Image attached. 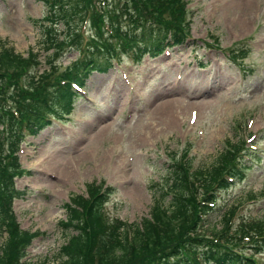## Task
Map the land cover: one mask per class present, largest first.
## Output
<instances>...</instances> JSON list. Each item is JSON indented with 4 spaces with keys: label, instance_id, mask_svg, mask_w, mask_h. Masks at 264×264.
Masks as SVG:
<instances>
[{
    "label": "rangeland",
    "instance_id": "obj_1",
    "mask_svg": "<svg viewBox=\"0 0 264 264\" xmlns=\"http://www.w3.org/2000/svg\"><path fill=\"white\" fill-rule=\"evenodd\" d=\"M187 1L192 34L184 46L171 48L155 59L146 55L132 61L120 54V62L110 71L94 72L87 82L86 97L72 98L69 112L60 111L67 124L54 119L53 125L35 137H27L22 144L21 163L31 173L16 179L21 197L15 201L14 210L23 230L41 235L28 250L31 264L56 263L69 235L61 227L67 218L65 206L75 196L85 200L90 185H99V190L115 188L116 195L107 205L110 217L138 226L152 216L155 205L161 202L167 207L171 201V195L164 200L162 190L171 162L187 161L195 174L210 171L229 146L238 150L233 157L236 165L242 164L240 174L245 180L221 193L217 208L207 216L205 229L214 227L221 233L222 218L233 208L237 215L229 225L231 229L241 226L244 219L264 220V0ZM107 2L111 5L117 0ZM45 7L43 0H0V39L25 57L33 50L41 62L35 71L41 72L48 67L47 51L42 47L43 32L35 21L46 15ZM249 7L254 9L252 23ZM92 11L97 13L94 7ZM83 18L81 11L77 19L70 20V28L80 27ZM96 23L85 26L91 38L114 40L107 33L98 35ZM118 23L128 32L137 31L123 13ZM55 28L59 29L54 34L59 39L68 32L62 24ZM96 43L82 42L90 49ZM78 57L77 51H65L58 62L59 72ZM152 69V74L145 77ZM183 70L194 76L192 87L182 82ZM214 74L225 80L204 93ZM170 83L175 89L165 94L163 87ZM160 87L165 95H160ZM119 93L121 98L115 104ZM166 100L170 101L164 104ZM167 104H187L188 108L175 120L162 113L160 123L155 113ZM102 116H109L103 124L110 128L98 138V119ZM148 124L155 129H146ZM140 129H146L143 134L150 136L147 145L136 140ZM103 154H110L108 161L101 159ZM121 161L125 166L121 167ZM49 163L53 167L70 166L73 177L62 180L58 171L50 170ZM192 172L188 173L190 178ZM258 259L264 264V255Z\"/></svg>",
    "mask_w": 264,
    "mask_h": 264
},
{
    "label": "trees",
    "instance_id": "obj_2",
    "mask_svg": "<svg viewBox=\"0 0 264 264\" xmlns=\"http://www.w3.org/2000/svg\"><path fill=\"white\" fill-rule=\"evenodd\" d=\"M43 2L46 15L36 20L35 25L43 32L42 47L47 51V69L35 71L41 62L33 50L25 57L0 39V264H30L25 259L36 237L35 233L20 228L12 208L18 195L14 177L21 172L16 152L24 131L34 134V127L42 130L48 126L54 107L56 112L61 109L69 112L72 98L77 96L71 85H85L94 71L107 72L110 68L102 57L105 54H99L103 48H98L99 52L95 47L88 52L82 51L78 25L73 30L70 28V20L77 19L81 11L86 12L90 7L89 0ZM123 2L132 26L138 27L140 33L137 38L122 37L117 31L120 28L113 27L117 36L116 40L109 41L113 49L111 46L108 49L113 54L117 51L114 49L117 42L118 48L131 49L141 42L145 46L144 52L152 54L164 50L170 38L171 45L185 42L191 24L184 0ZM150 18L154 21L148 22ZM139 20L141 25L137 24ZM60 24L68 30L61 39L54 35L59 31L55 27ZM97 27L102 32L101 21ZM69 49L83 54L59 72V59ZM237 151L229 146L213 169L201 170L198 174L193 172L192 179L187 176L190 163L171 165L167 188L174 197L167 207L161 202L155 205L151 213L153 219L146 218L141 225L134 227L132 237H128L122 223V227L110 231L103 219V205L111 191L102 192L99 185H90L88 199L75 196L65 206L67 218L61 227L69 235L54 264H258L256 256L264 253V220H244L241 226L232 230L229 225L236 211L233 208L222 218L221 233L214 227L205 229L207 219L204 216H210L217 208L218 194L229 190L244 176L235 165L233 155ZM225 174H230L231 178L227 179ZM203 183L206 184L202 186L204 189L198 190L200 199H191L189 192L196 193V186ZM109 232H112L109 238L103 237ZM96 247L103 249V253Z\"/></svg>",
    "mask_w": 264,
    "mask_h": 264
},
{
    "label": "bare ground",
    "instance_id": "obj_3",
    "mask_svg": "<svg viewBox=\"0 0 264 264\" xmlns=\"http://www.w3.org/2000/svg\"><path fill=\"white\" fill-rule=\"evenodd\" d=\"M248 19H249V23H252V18H251V15L253 14V11H254V9L253 8H251V7H249L248 9ZM233 22H235V25L236 26H239V24H238V22L236 21V20H233ZM171 69H174V66L172 65V67H171ZM152 71H153V69L152 70H150L146 75H145V77H149V75L150 74H152ZM170 73H171V71H170ZM189 74H191L190 72L188 73V72H186L185 70H183L182 72H181V77L183 78L182 79V82L184 83H186L187 84V86H189V87H192V83L190 82V80L192 81V79H194V76L193 75H189ZM188 76V77H185V76ZM214 76H216V77H214V78H212L211 79V82L209 81L208 82V85H207V87L205 88V90H204V93H210L211 92V85H213V84H215V83H219V82H222L223 80H225V79H223V77L222 76H220V75H218V74H214ZM166 77H167V81H169L170 80V77H171V74H167L166 75ZM186 78V79H185ZM224 78H227V77H224ZM182 83V84H183ZM172 85V83H170L169 85H167V86H164L163 87V91L165 90V94H167V93H169V91H171V92H173L174 91V89L172 90V88L170 87ZM123 86H125V84L123 85ZM161 88L162 87H160L158 90H159V92H160V95L162 96V95H165V94H163L162 93V90H161ZM167 92V93H166ZM122 93V92H121ZM154 93H155V95H156V91H154ZM123 97V96H122ZM197 96L195 95V96H193V98H196ZM121 98V94L119 93L118 95H117V97H116V99H115V104H118V102H119V99ZM168 101H170V100H166L165 102H164V104L165 103H167ZM188 108V105L187 104H181V105H165L164 106V108H163V111H161V110H159L158 109V111H157V109H156V116L158 117L157 119L159 120V122L160 123H162L163 122V115H162V113H164L165 115H167V116H169L170 118H171V120L173 119V120H175V119H177V118H179L180 116H183V115H185V112H186V109ZM109 116H102V117H100L99 119H98V121H99V135L97 134V137L99 138V137H102L106 132H107V130L110 128V126H109V124H106V122L103 124V122L105 121V119H107ZM170 118H167V119H170ZM102 124H101V123ZM146 129H155V128H153L152 126H151V124H148L147 126H144ZM146 129H140V130H138V132H137V136H136V140L137 141H140V143H141V145H143L144 146V144L145 145H147L148 143H149V139H150V136L149 135H146V134H143V132L146 130ZM152 134V132H150V135ZM156 134V133H155ZM112 155V154H111ZM110 156V154L106 157V155L105 154H103V156L101 157V159L102 160H106L107 159V161H108V159L110 158L109 157ZM125 160V159H124ZM42 165H44L45 164V161L44 162H42L41 163ZM50 164V163H49ZM68 163H66V165H67ZM52 164H50V166H49V168H50V170H53L54 172L55 171H58L59 172V174H60V176H61V178H62V180H67L68 179V177L70 176V177H73V173L72 172H70V166H68L67 168H66V166L64 165L63 167H53V166H51ZM121 165H125V162L124 161H121ZM102 166V165H101ZM52 172V171H51ZM124 178H125V176H124Z\"/></svg>",
    "mask_w": 264,
    "mask_h": 264
}]
</instances>
